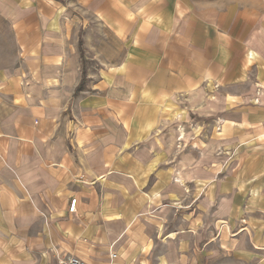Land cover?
Segmentation results:
<instances>
[{"label": "crops", "instance_id": "crops-1", "mask_svg": "<svg viewBox=\"0 0 264 264\" xmlns=\"http://www.w3.org/2000/svg\"><path fill=\"white\" fill-rule=\"evenodd\" d=\"M67 255L264 264V0H0V264Z\"/></svg>", "mask_w": 264, "mask_h": 264}, {"label": "built area", "instance_id": "built-area-1", "mask_svg": "<svg viewBox=\"0 0 264 264\" xmlns=\"http://www.w3.org/2000/svg\"><path fill=\"white\" fill-rule=\"evenodd\" d=\"M75 203H76V199L70 201L69 212L73 213L75 211ZM115 258H116L115 254L110 255V259L113 260ZM56 264H85V263L76 256L67 255L64 258L58 259Z\"/></svg>", "mask_w": 264, "mask_h": 264}, {"label": "snow or ice", "instance_id": "snow-or-ice-1", "mask_svg": "<svg viewBox=\"0 0 264 264\" xmlns=\"http://www.w3.org/2000/svg\"><path fill=\"white\" fill-rule=\"evenodd\" d=\"M147 250V249H146Z\"/></svg>", "mask_w": 264, "mask_h": 264}]
</instances>
